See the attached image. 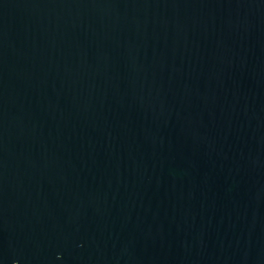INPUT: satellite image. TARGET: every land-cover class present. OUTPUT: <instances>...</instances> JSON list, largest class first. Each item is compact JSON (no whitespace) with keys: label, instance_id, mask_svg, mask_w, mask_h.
I'll list each match as a JSON object with an SVG mask.
<instances>
[{"label":"water","instance_id":"1","mask_svg":"<svg viewBox=\"0 0 264 264\" xmlns=\"http://www.w3.org/2000/svg\"><path fill=\"white\" fill-rule=\"evenodd\" d=\"M0 264H264V0H0Z\"/></svg>","mask_w":264,"mask_h":264}]
</instances>
